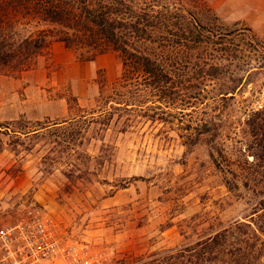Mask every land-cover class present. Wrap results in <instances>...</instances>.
Wrapping results in <instances>:
<instances>
[{
    "label": "rangeland",
    "instance_id": "1",
    "mask_svg": "<svg viewBox=\"0 0 264 264\" xmlns=\"http://www.w3.org/2000/svg\"><path fill=\"white\" fill-rule=\"evenodd\" d=\"M138 1L199 22L187 47L264 37V0ZM210 48L176 68L191 106L132 91L144 80L123 78L115 52L84 62L54 40L28 70H0V229L50 217L90 264H264V141L250 126L264 67L226 62L196 89L200 63L225 53Z\"/></svg>",
    "mask_w": 264,
    "mask_h": 264
},
{
    "label": "trees",
    "instance_id": "2",
    "mask_svg": "<svg viewBox=\"0 0 264 264\" xmlns=\"http://www.w3.org/2000/svg\"><path fill=\"white\" fill-rule=\"evenodd\" d=\"M202 25L190 19L182 9L171 8L154 2L138 0H0V70L4 68H31L36 57L49 47L52 40L73 50L78 59L92 62L110 52L117 53L122 61V77L144 80L132 86L143 94H154L168 104L191 106L192 100L182 98V92L191 93L193 80H181L177 66L185 58L197 59L200 51L211 54L219 46L225 52L212 62H204L201 76L196 78V89L204 91L211 78L217 77L226 62L252 66L258 62L264 67V37L251 38L248 51L229 52L224 42L200 41L201 45L187 47L183 37ZM171 37H176L172 40ZM263 40V41H262ZM223 55V56H222ZM243 62V63H241ZM181 80V81H179ZM237 80L224 84L218 98H233L239 89ZM199 87V88H198ZM126 102L125 106H131ZM116 106L121 105L115 102ZM112 106L111 109H118ZM114 107V108H113ZM250 120L264 141V117ZM105 116L103 121H109ZM106 122V123H107ZM206 122L203 128H207ZM206 131L201 130L197 136ZM191 137V136H189ZM193 138L191 137V140ZM195 140V139H194ZM195 143V141L193 142Z\"/></svg>",
    "mask_w": 264,
    "mask_h": 264
},
{
    "label": "built area",
    "instance_id": "3",
    "mask_svg": "<svg viewBox=\"0 0 264 264\" xmlns=\"http://www.w3.org/2000/svg\"><path fill=\"white\" fill-rule=\"evenodd\" d=\"M0 264H90L87 255L65 245L55 221L46 216L0 229Z\"/></svg>",
    "mask_w": 264,
    "mask_h": 264
}]
</instances>
